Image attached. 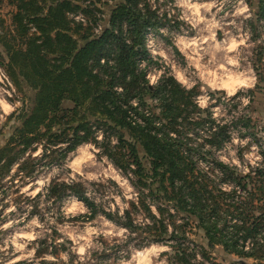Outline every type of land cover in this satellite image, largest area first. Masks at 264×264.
Masks as SVG:
<instances>
[{"label": "trees", "instance_id": "16d2710c", "mask_svg": "<svg viewBox=\"0 0 264 264\" xmlns=\"http://www.w3.org/2000/svg\"><path fill=\"white\" fill-rule=\"evenodd\" d=\"M97 2L14 0V33L10 44L5 42L7 75L14 85L22 82L35 89V96L7 145L9 150L16 145L18 151L0 152L2 170L10 171L19 152L36 143L44 146L45 153L68 144L63 148L66 153L90 138L96 142L94 121L96 128L102 124L112 129L119 143L109 145L108 140L106 154L124 176L132 174L129 180L139 193L138 201L128 202L126 222L104 212L108 219L129 228V237L144 244L171 242L170 264L204 263L197 259L198 253L208 259L215 246L240 258L237 263L245 264L242 259L248 258L252 262L247 264H264V167L243 175L213 158L205 143L194 142L196 130L203 127L210 133L206 142L221 143L213 132L218 126L198 113L192 101L194 91L186 92L171 76L162 78L155 89L148 85L138 60L152 62L145 39L149 30L157 29L154 7L146 0L115 2L108 6L109 16L100 32L93 34L95 20L88 14L95 16L100 8ZM246 2L256 6L258 17L264 19V0ZM71 13H82L85 22L73 20ZM133 100L138 101L135 107ZM218 178L233 185V190L224 191ZM255 179L260 184L247 190L248 180ZM67 190L92 210V218L96 205L76 184L53 185L48 196ZM258 194L263 200H256ZM141 215L151 219L152 225L135 224ZM192 225L202 231L204 242L190 239ZM246 246L251 250L245 251Z\"/></svg>", "mask_w": 264, "mask_h": 264}, {"label": "clouds", "instance_id": "9594fccd", "mask_svg": "<svg viewBox=\"0 0 264 264\" xmlns=\"http://www.w3.org/2000/svg\"><path fill=\"white\" fill-rule=\"evenodd\" d=\"M228 5L233 9L232 15L241 17V24H236L232 21V27L236 29V34L232 35L229 32H224V25L221 20L216 19L217 13L225 10ZM179 7L186 9L187 13L182 18L191 25L193 29H197L199 25H204L201 32H206L208 35L202 38H191L180 36L176 40L177 46L180 51L187 57L188 64L186 67H181L169 61L168 56L163 50L157 51L150 49L154 57L159 56L163 58L164 66L160 68H151L146 75L148 85L153 89L158 87L160 81L167 79L171 76L175 82L183 88L186 92H190L193 88L200 84V95L194 97V103L202 111L208 109L210 105L215 104L216 101L209 95V91L213 93L222 92L226 99L232 98L237 95L241 89L255 88L258 80L251 69H242L241 61V48L248 47L247 41L250 38V32L245 33L242 25L243 21L254 19V7L246 2V0H205V2H192V0H180ZM216 9L213 13L212 9ZM211 13L208 18L202 14ZM227 15V13H225ZM77 19H81L77 17ZM217 31L224 32L226 39L217 40ZM163 34H166L165 29H161ZM211 41L209 49L202 48V44H207ZM211 53V59L207 62L204 61V54ZM216 53H223L221 59H217ZM231 54V55H229ZM141 70L148 69L146 61H141L139 65ZM168 69H171L170 71ZM4 79H7L6 77ZM4 79H0V84L4 83ZM10 83V82H9ZM118 92H123L122 88L117 89ZM5 96L11 97L12 92L0 88V125H3L6 119L17 110L21 108V103L17 100L15 103H10ZM250 97H240L239 112H243L249 105ZM132 105H138V101L133 100ZM212 119L217 123L223 121L228 123L231 117L226 116V112L221 107L212 109ZM15 123V121H13ZM142 123V122H140ZM10 134V133H9ZM96 142L103 145L104 132L99 130L96 132ZM175 137V134H170ZM251 137L240 139L238 135H234L230 143H226L221 153H218V158L221 163L227 165L229 168H235L240 174H247L250 169L260 167L261 162H264V156H260L259 148L256 144L251 145L250 151L243 153V161L241 160L238 152L241 148L249 145ZM119 141L116 138L111 140L113 146L117 145ZM3 142H0V147H3ZM36 147V152L31 153L34 158L42 157L44 154L43 145H33ZM67 144L58 145L57 147H67ZM103 151L102 147H97L95 143L84 142L77 145L73 153H70L71 159L66 160L64 168L71 169V172L63 178V182L72 184L73 182H80L82 179L86 182L85 196L91 200L98 208L103 207L104 211L118 216L121 221L126 222L125 210L129 209V201L136 202L139 198V193L135 191L133 185L129 182V177L122 174V170L118 169L114 163L109 160L107 156H103L101 160L97 161V155ZM226 153V154H225ZM246 162V163H245ZM106 165V167H105ZM19 164L14 165L12 172L15 173ZM135 167L134 165L132 166ZM59 167H53L51 172L46 176H41L35 181H29L26 186L20 189L21 193L27 198H36L40 195L41 208L44 207L43 200L48 195V190L51 187V180L60 172ZM111 180L119 189L117 194L116 189L110 190L103 196L99 195L92 189L93 182L97 184H107ZM17 183H19L17 181ZM224 191L231 192L234 188L233 185H222ZM12 197L5 201L9 204L7 209H4V214L0 219L9 217L11 213L16 211V205L12 203ZM0 208L3 205L0 204ZM28 212H31L32 206H27ZM151 211L153 215L159 218V213L156 211L155 206H152ZM93 215L92 210L82 201L75 196H69L64 201L60 210L59 216H62L64 222L58 224L59 216L55 211L46 213L45 219L42 222L40 217L33 216L28 221L24 228L15 232L10 238L4 241L3 247H0V253H8L9 246H11V257L5 259L0 257V264H40L41 260L47 264H69L70 254L74 253L78 258L73 261V264H87L91 260L92 252L106 251L101 239L107 241L110 245L114 243H126L129 236L132 235L129 228L122 227L116 224L113 220L108 219L99 211L96 213L95 219H87ZM82 217L78 223H72L77 218ZM27 218V213L21 220ZM20 220L7 219V222L0 224V232L6 231L19 224ZM135 224L141 228L151 226L152 220L146 216H139L134 221ZM55 229L60 238L56 240L57 244H64L66 241H71L69 251L62 252L59 260L56 256L51 254H44L42 257L37 258L36 252L39 249V244L33 245L34 241L45 240L49 238L52 230ZM171 231V228L169 229ZM171 243V242H170ZM169 244L152 243L147 247L134 249L130 259H121L118 264H168L167 257L161 259V253L174 254L173 249ZM31 245V247H30ZM245 251H250V246H246ZM18 254V255H17Z\"/></svg>", "mask_w": 264, "mask_h": 264}, {"label": "rangeland", "instance_id": "374dc122", "mask_svg": "<svg viewBox=\"0 0 264 264\" xmlns=\"http://www.w3.org/2000/svg\"><path fill=\"white\" fill-rule=\"evenodd\" d=\"M121 0H100L97 2L96 5L100 6L95 13V16L90 15V19H93L91 23L92 33L97 34L95 31L96 26L103 27L106 20L109 16L108 6L114 4L115 2H119ZM149 3L154 11L156 16V23L157 29L149 30L147 33H151V36L145 39V47L149 55L152 56V64L150 65L148 71L155 67L160 68L164 66L163 58L152 55L150 49H155L157 51L163 50L165 54L168 56L169 61L175 63L178 66L186 67L188 64L187 57L180 51V48L176 44V40L180 36H186L189 39L191 38H202L203 36L208 35L206 32H201L199 29H202L204 25H199L197 29H193L189 23H187L182 17L187 13L186 9H183L178 6L180 0H146ZM192 2H205V0H192ZM248 3V2H247ZM250 7L256 6L251 5L248 3ZM106 5V6H101ZM103 7V8H102ZM15 10L14 0H0V79H4V83L0 84V88L6 89L8 92H12V96L8 97L5 96V99H8L10 103H15L17 100L21 103V108L17 110V113H13L9 116L3 125H0V142H3V147H0V152L3 151L4 155L10 154L11 151L17 152L18 148L16 145L9 150L7 145L12 142L11 137L16 135V129L21 125L22 117L26 114L34 105V96H35V89H32L27 86V84L20 82L19 86L14 85V83L10 80L7 75L6 63L9 61V53L7 52L8 47L5 42L10 44L11 36L14 33V26L12 22V13ZM257 10V9H256ZM233 9L228 5L225 6V10L217 13L216 19L221 20L222 24L224 25V32H229L232 35L236 34V29L232 27V21H235L236 24H241L242 18L235 17L232 15ZM212 12L215 13L216 9H212ZM227 13V15H225ZM202 14L206 17L210 18L211 13H204L202 10ZM243 31L245 33L250 32V38L246 42L248 47L241 48V55L243 57L241 61L242 69H247L251 67L253 72L257 77V84L253 89H241L236 96L226 99L224 93L217 92L213 93L209 91V95L216 101L215 104L210 105L208 109L201 110L199 109V114L203 117V119L212 120L213 126H218V130L216 131L218 137L221 139V143H209L206 142L205 139L209 138L210 133L207 131L206 128L199 127L196 130V135L194 137V142L199 145L203 146L205 143V149L210 152V155L217 159L218 161V153H221L222 149L226 143H230L232 137L234 135H238L240 139H244L245 137H251V141L249 145L244 148H241L238 152L241 160L243 161V153L246 151H250L251 145L256 144L259 148V155L264 156V19L258 17L257 12L254 11V19L243 21L242 25ZM161 29L166 30V34L161 32ZM224 32L217 31V40L226 39ZM12 41V40H11ZM211 41L207 44H202V48L209 49L211 47ZM204 54V61L207 62L211 59V53H202ZM223 53H216L217 59H221L223 57ZM231 55V54H229ZM151 63V62H150ZM169 71L171 69H168ZM10 82V83H9ZM200 84H197L195 88L192 90L194 91V95L192 96V101L194 103V97L200 95ZM250 97L249 105L244 109L243 112H239L238 109L240 107V97ZM65 104H69L65 102ZM195 104V103H194ZM196 105V104H195ZM221 107L223 111L226 112L227 117H231V121L228 123H217L216 120L212 119V109L215 107ZM210 116V118H208ZM249 121L246 122V119ZM91 120H94L91 118ZM15 121V123H13ZM246 122V123H245ZM95 128H92L94 131L103 130L104 132V143L103 145L95 142L93 139H89L87 141L80 142L77 145H80L84 142H92L95 143L97 147H102L103 151L97 155V161L99 162L103 156H107V149L106 147L108 144V140L110 141L109 145L111 144V140L115 138L112 129L107 128V126L100 124V128L97 127V123L92 121L91 122ZM92 126V127H93ZM57 127L54 128L56 131ZM202 129V131H201ZM220 129V131H219ZM10 133V134H9ZM222 133V134H221ZM96 132L94 133V135ZM216 134V135H217ZM106 136V138H105ZM217 137V139H218ZM96 139V135H95ZM58 144V145H63ZM33 145H41V143H36ZM25 149L23 152H19V157L17 163L12 165V168L8 172H4L1 168L0 164V204L3 205V208H0V217L4 214V209L9 207V204L5 203V201L11 196L12 203L16 205V211L11 213L9 217H5L4 219H0V224L7 222V219H14L20 220L21 222L15 225L13 228H10L6 231L0 232V247H3L4 241L10 238L15 232L24 228V225L31 220L33 216H39L41 221L43 222L45 219L46 213H52L55 211L59 216L60 210L64 204V201L69 198V196H75L70 190H67L65 193H60L51 196H46L43 200L44 207L41 208V198L38 194L36 198H27L25 197L20 189L31 180L35 181L39 179L41 176H46L49 172H51L52 168L59 167L61 170L59 174L52 178L51 186H55L56 184L62 183L63 178L67 176L71 169L64 168V164L66 160L71 159L70 153H73L76 149L77 145L70 151L64 153L65 147H54L50 152L44 151L42 157L34 158L31 153L36 152V147L32 150V147ZM68 145V144H67ZM44 147V146H43ZM203 151H206L202 149ZM226 154V153H225ZM108 157V156H107ZM109 158V157H108ZM109 160H111L109 158ZM112 161V160H111ZM211 162V160H207ZM113 162V161H112ZM205 160L202 161L204 163ZM114 163V162H113ZM246 163V162H245ZM19 164V167L16 168L15 173L12 172L14 165ZM20 164L22 168H20ZM201 164V163H200ZM115 165V164H114ZM116 166V165H115ZM203 166V164H202ZM106 167V165H105ZM117 167V166H116ZM250 171L255 170L252 168L251 165H248ZM264 167V162H261V166ZM118 168V167H117ZM258 168V167H256ZM119 169V168H118ZM249 171V172H250ZM248 172V173H249ZM123 174V173H122ZM253 174V172H252ZM124 175V174H123ZM245 175V174H243ZM17 181L19 183H17ZM130 182V180H129ZM216 182L222 185H231L229 183L221 182L220 178L216 179ZM131 183V182H130ZM67 184V183H66ZM72 184H76V189H81L83 194L85 195L86 189V182L82 179L80 182H73ZM132 184V183H131ZM259 180L256 179L254 181H249L246 186L247 190L254 189L259 185ZM92 189L95 190L96 193L103 196L106 194L110 188H114L119 193V189L115 185L114 181L109 180L107 184H97L93 182L91 184ZM134 187V186H133ZM59 186L54 187V190L58 189ZM135 191L137 189L134 187ZM259 190H257V193ZM259 195V194H258ZM78 198V197H77ZM262 198L261 195L256 197ZM80 200V199H79ZM261 200V201H262ZM31 205L32 210L28 212L27 206ZM96 212L92 218H87L89 220L95 219L97 211L104 215V208H98L96 205ZM27 213V218L21 220V217L25 216ZM105 216V215H104ZM83 219L82 217L75 218L72 223H78L79 220ZM64 219L62 216H59L57 223L62 224ZM191 225V224H190ZM190 227V226H189ZM189 237L191 240L200 244L204 242L202 231L196 227L190 228L188 230ZM134 236L129 237L126 243H114L109 244L107 241L101 239V242L104 244L106 251L102 252H92L91 260L87 261V264H118L121 259H130L132 252L134 249H138L141 247H147L150 244H144L139 238H133ZM60 238V234L53 229L49 238L40 241H34L33 245L39 244V249L36 252L37 258L42 257L44 254L48 253L54 255L59 260L60 254L62 252L69 251V247L71 246V241H66L64 244H57L56 240ZM169 239V238H168ZM153 243H160V242H153ZM170 243V242H164ZM193 244V242H192ZM31 247V245H30ZM196 253L199 252V248H195ZM70 254V261L69 264H73V261H76L78 258L74 253ZM197 256L198 260H202L204 263L201 264H240L237 263L236 260L240 259L233 254H228L224 251L221 246H215L213 250L209 251L210 258L208 259H201V254L198 253ZM18 255V254H17ZM0 257L5 259H10L11 257V246H9L8 253H0ZM167 257L168 261V253H161V259ZM246 261L245 264L252 262L251 259H242ZM241 260V261H242ZM19 264H25V262H19ZM40 264H47V262L41 260ZM60 264H63V261H60ZM170 264V263H168Z\"/></svg>", "mask_w": 264, "mask_h": 264}, {"label": "built area", "instance_id": "2783aa9c", "mask_svg": "<svg viewBox=\"0 0 264 264\" xmlns=\"http://www.w3.org/2000/svg\"><path fill=\"white\" fill-rule=\"evenodd\" d=\"M69 16H70V18H72V19L75 20V21L85 22V17L83 16L82 13H76V14L71 13V14H69ZM77 17H80L81 19H77ZM101 28H102V27L99 26V25L95 27V31H96L97 34L100 32ZM149 36H151V33H147V34H146V38L149 37ZM150 57H151V59H152V56H151V55H150ZM141 61H145V60H144V59H139V60H138V67H139ZM152 63H153V62H151V63H147V64H148V66L150 67V65H151ZM149 67H148V69H149ZM139 68H140V67H139ZM148 69H144L146 75H147ZM146 75H145V77H146Z\"/></svg>", "mask_w": 264, "mask_h": 264}]
</instances>
